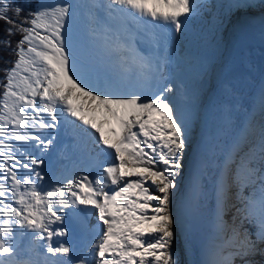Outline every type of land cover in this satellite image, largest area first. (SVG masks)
Segmentation results:
<instances>
[{
	"label": "snow or ice",
	"instance_id": "obj_1",
	"mask_svg": "<svg viewBox=\"0 0 264 264\" xmlns=\"http://www.w3.org/2000/svg\"><path fill=\"white\" fill-rule=\"evenodd\" d=\"M226 6L230 13L264 9V0ZM81 7L90 24H99V13L119 22L105 43L106 70H84L71 50L68 21ZM201 7L197 0H40L26 13L14 0H0L7 25L0 49L13 57L0 58V264H179L173 249L183 224L179 178L199 96L182 82L178 87L170 51ZM224 22L216 17L217 47ZM222 92L231 97L219 105L222 130L234 126L238 111L245 120L223 159L211 161L218 171L210 264H252L249 257L264 256V79L250 107L236 99L231 80L222 82ZM62 132L80 150L79 163L53 181L44 156ZM208 166L194 178L198 191ZM66 220L81 231L100 229L91 251L75 260L72 245L57 239L69 235ZM25 229L32 244L21 261L15 238Z\"/></svg>",
	"mask_w": 264,
	"mask_h": 264
},
{
	"label": "bare ground",
	"instance_id": "obj_2",
	"mask_svg": "<svg viewBox=\"0 0 264 264\" xmlns=\"http://www.w3.org/2000/svg\"><path fill=\"white\" fill-rule=\"evenodd\" d=\"M71 1L73 2V0ZM199 1L203 5L202 10L214 11L212 7H209L211 5L210 0ZM83 2L85 5L90 4V0H79V3ZM99 16L101 18L98 30L91 40H88V35L79 29L73 31L71 50L75 52L77 58L83 55L91 60L98 59L103 66L99 71H102L106 70V40L111 35L112 30L118 27L119 22L108 19L103 13H99ZM215 16L217 17V15ZM241 31L237 19L233 29L234 36H237ZM213 34L214 32L209 33L207 40L211 39ZM251 37L255 39L256 33L253 32ZM218 40L219 48L210 52H204L201 44L190 39L186 42L183 39L179 40L182 44L181 49L178 46L172 47V51H181L180 54H176L172 58L170 64L171 69L176 70L175 78L178 81V87L182 82L187 85L189 91H195L199 96L197 126L193 130L191 148L185 158V170L179 178L178 207L183 224L177 229L173 242V249L179 264H194L197 258L201 260V264H210L215 254L216 238L211 225H208V221L211 219V205L214 203L213 182L218 169L211 166V161L219 162L223 159V150L232 143L245 120V113L238 111L233 117L234 126L222 130L219 105L231 100V97L223 95L222 82L225 79L231 80L238 89L239 95L236 99L246 107H250L258 95L261 81L264 79V47L250 39L243 41L238 39L234 44L228 42L225 46V42L220 41L219 35ZM196 45H200L198 50L195 49L197 48ZM211 56L214 61H211ZM84 70L91 72L86 67ZM205 73H207L206 76ZM203 89L204 91H202ZM202 92L206 94H204L205 97H201ZM258 119L259 117H257ZM195 143H197L196 147L194 146ZM69 146L74 147L73 142H69ZM47 155L48 158L43 170L53 178V181L62 178L59 168L61 171L62 168L69 165L68 169H73L72 166L76 165L74 160L78 159L64 158V167H59L62 165V159L59 157L54 159L52 152ZM192 155H194V161L190 168ZM205 162H208L209 166L206 169L207 174L201 179L202 190L198 191L194 187V178ZM188 173L189 179L187 178ZM43 187H48V183L46 182ZM182 189H184L185 194ZM196 200H198L197 202L200 201L199 204H196ZM185 207L189 209L191 215L189 212L183 211ZM230 217H225V219H230ZM31 237L29 235L28 239ZM22 238L16 233L15 243ZM16 255L20 256V252H16ZM220 255L226 256L227 252L225 251ZM22 258L25 259L26 256L22 255ZM249 260L252 264L264 263V256L256 254L249 257ZM236 264H238L237 261Z\"/></svg>",
	"mask_w": 264,
	"mask_h": 264
},
{
	"label": "trees",
	"instance_id": "obj_3",
	"mask_svg": "<svg viewBox=\"0 0 264 264\" xmlns=\"http://www.w3.org/2000/svg\"><path fill=\"white\" fill-rule=\"evenodd\" d=\"M14 2L16 4L23 6L25 8L26 13L30 9H35V6H34L35 1L34 0H14ZM6 28H7V25L4 24L2 21H0V39H3L6 36V32H5ZM11 39L13 41V44H15L16 40H18L19 37L13 36ZM0 58L7 60V59H12L13 57H10L9 53L6 50L0 49ZM3 66H4V64H3L2 60H0V67H3Z\"/></svg>",
	"mask_w": 264,
	"mask_h": 264
},
{
	"label": "rangeland",
	"instance_id": "obj_4",
	"mask_svg": "<svg viewBox=\"0 0 264 264\" xmlns=\"http://www.w3.org/2000/svg\"><path fill=\"white\" fill-rule=\"evenodd\" d=\"M65 1H66L67 3L70 2V0H65ZM68 1H69V2H68ZM39 2H40V0H38L37 2L34 3L35 8H36V6L38 5ZM48 2H54V0H48ZM71 2H72V1H71ZM68 27H70V24H69ZM66 33H67V32H66ZM202 91H204V89H203ZM201 94H203L201 97H205V95H206V94L203 93V92H202ZM204 94H205V95H204ZM197 124H198V123H197ZM196 126H197V125L195 124V127H196ZM195 127H194V128H195ZM184 170H185V169H184ZM184 170H183V171H184ZM197 201H198V200H196V204H199L200 201H199V202H197ZM210 203H211V202H210ZM214 203H215V201H214ZM214 203L211 205L212 208H213V206H214ZM209 212H210V207H209ZM210 221H211V219H209V221H208V225H209V226L211 225V224H210ZM202 260H203V259H202ZM203 262H204V261H203ZM237 262H238V264H240V261L237 260ZM260 263H262V262H260Z\"/></svg>",
	"mask_w": 264,
	"mask_h": 264
},
{
	"label": "water",
	"instance_id": "obj_5",
	"mask_svg": "<svg viewBox=\"0 0 264 264\" xmlns=\"http://www.w3.org/2000/svg\"><path fill=\"white\" fill-rule=\"evenodd\" d=\"M195 264H201V260L197 258L196 263Z\"/></svg>",
	"mask_w": 264,
	"mask_h": 264
}]
</instances>
